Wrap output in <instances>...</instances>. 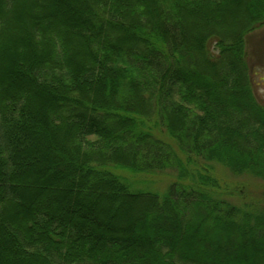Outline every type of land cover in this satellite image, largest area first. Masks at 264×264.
I'll list each match as a JSON object with an SVG mask.
<instances>
[{
  "label": "trees",
  "instance_id": "obj_1",
  "mask_svg": "<svg viewBox=\"0 0 264 264\" xmlns=\"http://www.w3.org/2000/svg\"><path fill=\"white\" fill-rule=\"evenodd\" d=\"M262 26L264 0H0V264H264V203L213 173L264 191Z\"/></svg>",
  "mask_w": 264,
  "mask_h": 264
},
{
  "label": "rangeland",
  "instance_id": "obj_2",
  "mask_svg": "<svg viewBox=\"0 0 264 264\" xmlns=\"http://www.w3.org/2000/svg\"><path fill=\"white\" fill-rule=\"evenodd\" d=\"M253 33V32H252ZM252 44H250L248 48V52L250 53V65H254V73L256 76L254 77L255 81V93L257 97H259L262 101H264V26L259 30L254 31L253 35L250 39ZM212 51L219 53V49L217 45L211 46ZM257 48L258 55L254 56L252 49ZM217 178H219L221 184L226 188V186H230L232 192L227 190V194L223 195L225 199L228 201L240 205V204H249L254 202L255 204H263L264 203V191H262V182L255 180L253 178L248 177L247 175L243 176H232L228 170L223 167L215 165V169L213 172ZM148 182L152 183L154 186H151L153 190L164 191L167 183L171 182L173 179H163L158 177H147ZM160 181V182H159ZM262 183V184H261ZM239 191V193H238ZM222 193L223 191H219ZM233 194V195H231ZM230 195V196H229ZM233 196V197H231ZM239 197L245 198V200H240ZM259 198V199H258Z\"/></svg>",
  "mask_w": 264,
  "mask_h": 264
}]
</instances>
